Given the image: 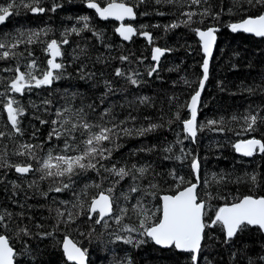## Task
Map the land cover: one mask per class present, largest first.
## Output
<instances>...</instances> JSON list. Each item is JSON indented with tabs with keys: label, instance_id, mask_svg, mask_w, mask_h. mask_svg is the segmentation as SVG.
Returning a JSON list of instances; mask_svg holds the SVG:
<instances>
[{
	"label": "trees",
	"instance_id": "obj_1",
	"mask_svg": "<svg viewBox=\"0 0 264 264\" xmlns=\"http://www.w3.org/2000/svg\"><path fill=\"white\" fill-rule=\"evenodd\" d=\"M8 2L9 0H0V5ZM97 2L103 7L108 0H97ZM123 2L131 6L139 4V0H123ZM189 4L190 0H180L179 3L173 4H156L155 0H146L144 4L135 7L136 19L128 24L140 32L151 33L153 37L151 44H148L142 35H136L129 42L121 41L114 32L116 23L98 20L95 12L87 7V0H40V6L47 9L42 14H33L21 7L18 14L10 16L5 24L0 25V38L16 34L18 31L46 30L47 35L40 37L42 42L28 48L33 53L28 59L35 58L41 68L46 67L48 58L43 42L51 39L60 41L66 31H70L72 27H83L84 21L80 19L81 17L89 18V29L84 30L80 35H68L69 43L62 45L63 61L66 65L62 79L54 82L50 88L32 89L22 96L11 95L19 100L27 111L21 125L25 129L24 139H31L33 126L39 129L36 142L46 139L51 125H41L33 118L34 115H40L47 120L55 119V109L63 106L66 98L75 93L76 106L84 105L86 108L88 104L94 103L97 112L103 108H111L118 119H124L130 113L136 117V120L127 126L133 129L146 127L149 123L163 125L146 135L134 134L117 141L119 148L113 151L111 162L117 163L118 166L124 164L131 166L133 163L149 164L158 173L166 175L170 170L175 169L178 174L191 179L192 172L189 167L191 156H188L183 163L175 158H164L169 155L180 156V149L183 148L185 153L191 152L200 159L203 176L211 178L215 173L230 176L233 180L238 176L245 177L240 183L213 185V190L218 189L219 194L227 196L229 201L244 195L264 196V154L257 152L251 157H241L235 153L233 147L234 144L253 137L264 141V123H259L255 132L245 133L242 129L243 121L237 122L231 119L233 115L243 116L249 112H259L264 116V39L233 33L228 27L250 16L264 14V8L251 7L243 0L241 3H236L235 0H208V3H202L199 9L195 5L190 9ZM53 5L60 7L53 12L51 11ZM204 8H209L213 15L219 13V19H213V15H209L203 18V23H200L201 17L196 16L193 18L196 22L191 26L180 23L175 29H165L166 25L186 19L181 15L182 12L202 11ZM159 12L165 14L159 15ZM209 27L219 28V31L216 33L217 42L210 64L209 78L201 96L198 121L205 123L210 119L219 120L223 117L225 119L223 127L227 130L218 132L205 128L198 132L196 142L193 143L190 138H186L182 125L175 120V112L179 110L182 117H187L186 108L182 106L189 101L201 78L203 51L198 36L192 29L205 30ZM94 32L102 33L103 39H98ZM154 47H160L167 52L159 63L158 71L149 76L148 69L154 65L150 60V51ZM24 48L25 46L21 45L17 51H22ZM82 49L86 54L81 53ZM74 55H78L79 59L74 60ZM121 55L128 56L129 61L122 62L119 59ZM20 59L22 63H27L23 58ZM15 63V60H0V69L14 67ZM81 67L86 77L84 79L81 78ZM116 68L128 73L139 72V85L134 86L126 78L117 77ZM88 73L94 75L87 77ZM13 75L14 73L11 72L0 71V76L5 78L4 83H0V91ZM105 81L111 82L112 92L107 91ZM248 88H252L253 91L250 93L247 91ZM140 97H148V102L140 104ZM1 99L5 98L0 97ZM45 99L52 101L51 106L42 103ZM0 106H3V103H0ZM45 107L48 108L47 111ZM91 118L96 119V116ZM6 123L7 114L0 109V130H6L4 127ZM178 139L183 143H177ZM2 143L9 142H0ZM168 146L173 147L172 153L163 151ZM11 149L12 145L9 144V155L6 159L13 163L23 161L22 157L12 155ZM2 163L3 161L0 160V164ZM245 174L249 176L256 174L257 183L253 185ZM103 175L107 176V173ZM33 178L22 177L13 169L0 167V213L4 210L13 213V225L19 219L18 214L25 213V218L33 217L32 221L25 219L30 227L34 222L44 225L43 229L33 227L34 233L52 231L56 223L55 212H50L49 208L59 205L58 203L54 205L51 197H55L57 201L71 202H75V197L69 190L59 194L50 193V198L44 199L36 188L28 187V181ZM111 180V177L104 180L101 188L110 187ZM13 182L19 187H13ZM93 182L100 183V177L90 172L78 179L77 184L74 185L75 191L80 192L85 184H93ZM48 183L41 182L40 187L46 190ZM128 183L130 181L122 182L123 186L117 188V196L121 191H127ZM100 190L94 186L88 188L87 197H82L85 208L91 197L97 195ZM212 203L218 206L225 201L220 199ZM211 214L210 212L209 215ZM134 219L128 222L133 223ZM92 227L96 228V232L89 238L88 233ZM115 228L116 226L113 225L111 229L105 231L81 216L76 224L67 227L61 225L60 230L55 234V240L52 237L47 239L36 236L31 239L25 237L30 251L18 256L17 259L23 264H70L65 260L58 243L67 235L87 250V264H119L127 258H131L132 264H191L190 254L177 253L174 249L161 250L151 241L139 247L113 241L110 233ZM206 231L211 233L212 238L204 241L200 264H249V259L258 264V258L264 255V235L257 228H249L227 244L223 242L224 234L219 228ZM5 234L12 238L11 243L15 249L23 252V241L16 237L15 232L9 231Z\"/></svg>",
	"mask_w": 264,
	"mask_h": 264
},
{
	"label": "snow or ice",
	"instance_id": "obj_2",
	"mask_svg": "<svg viewBox=\"0 0 264 264\" xmlns=\"http://www.w3.org/2000/svg\"><path fill=\"white\" fill-rule=\"evenodd\" d=\"M146 0H139V4H144ZM180 0H155L156 4L161 3H179ZM241 3V0H235ZM251 7L260 6L264 8V0H243ZM207 4L208 0H190L189 8L195 5L199 9L200 5ZM134 6L127 3L117 2V0H108L106 6L101 7L97 0H87V7L94 9L97 15L103 19L109 18L121 21L116 29L118 35L124 41H130L133 36L142 35L149 44L153 37L147 31L140 32L131 25H125V19H136L137 13ZM182 6V5H181ZM24 8L33 14H42L47 9L40 6V0H9L5 5H0V25L5 24L10 16L18 14L20 8ZM60 5H53L51 11H56ZM231 12V9H229ZM147 14V13H144ZM159 15L165 13L159 12ZM186 17L181 22H173L166 25L165 29H175L183 23L185 26H191L196 21L193 19L200 16V23L203 18L213 15L209 8L202 11L189 10L181 13ZM219 13L213 15V19H219ZM84 21L82 28L72 27L66 31L64 37L58 41L51 39L45 43V54L48 57L46 67L41 68L33 53L28 50L29 46L42 42L41 35H47L44 29L38 31H18L16 34L0 38V60H15L14 67H5L0 69L2 72H11L14 75L7 80L0 97H4L3 110L7 114L6 130H0V142L9 143L0 144V160L3 161L0 167L10 168L22 177H34L28 181L29 188H36L44 199L50 198V193H63L72 191L75 202L68 200H59L51 197L52 203L59 206L49 208V211L55 212V225L52 231L33 232L32 228L43 229L41 223H33L30 227L25 219L32 221L33 217L25 218V213H19V219L13 225L14 214L4 210L0 213V264H23L17 257L28 253L30 246L28 239L33 236L40 239L52 237L55 240V234L60 230V226L76 224L77 220L84 216L92 225H98L105 231L116 228L110 233L113 241H120L133 247H139L153 242L162 248L174 249L181 253L190 254L191 264H200V257L203 250V244L206 239H211V233L207 229L219 228L224 234V243L233 241L238 234L245 232L249 228H257L264 232V196L256 197L253 195H244L235 197L229 201L227 196L219 194V190H213V185L223 183H240L245 177H236L233 180L230 176L224 174H212L211 178L202 175L201 162L198 157L191 152L185 153L181 148L180 156H165V159L183 161L191 156L189 167L191 168L192 178L177 173L175 169L170 170L166 175L156 172L151 165H137L135 163L129 166L124 164L118 166L111 162L113 151L119 148V141L125 136H143L162 127V124L149 123L146 127L141 126L133 129L127 125L134 123L136 117L130 113L124 119H118L111 108H103L97 112V106L92 103L86 108L84 105L76 106L74 101L76 94L66 98L63 106L55 109V119L47 120L40 115H34V119L41 125H51V130L47 133L46 139L36 142L39 129L33 126L31 139L25 140V129L21 126L22 118L27 115L25 107L19 100L15 99L10 93L24 95L26 91L32 89L50 88L54 82L62 79L66 71V65L63 61L62 45H67V38L70 34L80 35L84 30L89 29L88 17H81ZM146 27V26H144ZM233 33L244 32L253 34L256 37L264 38V14L250 16L241 22L232 23L228 26ZM201 42L204 60L202 63V77L199 80L198 88L190 97V101L182 107L187 109V117H182L179 110L175 112V120L178 121L186 133V138H190L193 143L196 142L198 132L208 128L212 131L224 132L227 129L223 127L225 119H210L205 123L198 121V109L201 104V94L205 89V84L209 78V62L213 54V48L216 44V33L219 31L216 27H209L205 30L200 28L192 29ZM98 39H103L102 33H93ZM24 45L22 51H17ZM110 47V46H109ZM165 49L154 47L151 52V59L155 62L148 69V75L152 76L158 71L159 61L165 54ZM27 52V56H25ZM82 54L84 50H81ZM27 61L22 63L21 59ZM59 58V59H58ZM73 59H79L74 55ZM119 59L122 62L129 61V57L121 55ZM142 62V61H141ZM24 69L23 71L21 69ZM81 78H86L83 74V67L80 69ZM93 73H88L91 77ZM117 77H124L134 86L140 83L139 72H125L120 68L115 69ZM5 78L0 76V83H4ZM108 92H112L111 82L105 81ZM250 93L252 88H248ZM148 97H140L139 103L148 102ZM45 106H51L52 101L45 99L42 102ZM37 110H39L37 106ZM48 108L45 107V111ZM96 116V119H92ZM233 121H243L242 129L245 133L255 132L259 123H264V116L259 112L245 114L243 116L233 115ZM171 122V121H170ZM10 126V127H9ZM58 141V144H54ZM182 144V140H177ZM9 144L12 145L11 154L22 157L23 161L13 163L7 160L9 155ZM235 150L243 156L251 157L257 152L264 154V141L255 137L240 141L233 145ZM165 153H172L173 147L168 146L163 149ZM109 161L110 163H105ZM94 172L100 177V183L85 184L80 192H76L74 185L79 178L86 174ZM107 173V176L103 175ZM246 178L253 185L257 183V175L245 174ZM112 178L111 186L102 189L101 184L104 180ZM169 180L171 183H169ZM130 181L127 191H121L116 195L117 188L122 187V182ZM41 182H49L46 190L40 187ZM96 187L101 189L97 195L92 196L85 208L82 197H87L88 188ZM13 187H19L13 182ZM165 189H167L165 191ZM224 200L225 203L218 206L213 205L215 200ZM155 201V203H153ZM71 204V207H69ZM214 209V210H213ZM212 213L209 215V213ZM135 218V219H134ZM129 223L128 221H132ZM14 231L16 237L23 241V252L15 249L11 243V237L6 232ZM96 232L92 227L88 233L91 238ZM125 233L126 235H121ZM84 235V233H81ZM103 235V233H101ZM66 260L70 264H87V250L79 246L78 242L64 236L62 241H58ZM235 257V254H233ZM119 264H132L131 258L119 262ZM249 264H257L249 259ZM258 264H264V255L258 258Z\"/></svg>",
	"mask_w": 264,
	"mask_h": 264
},
{
	"label": "water",
	"instance_id": "obj_3",
	"mask_svg": "<svg viewBox=\"0 0 264 264\" xmlns=\"http://www.w3.org/2000/svg\"><path fill=\"white\" fill-rule=\"evenodd\" d=\"M107 5V4H106ZM105 5V6H106ZM129 6H131V5H129ZM104 7V6H103ZM92 11H94L95 12V10L94 9H91ZM95 14H96V16H97V18H98V20H100V21H107V20H103V19H101L98 15H97V13L95 12ZM109 21H113V22H115L116 23V27H115V30H114V32H115V35L121 40V41H123V42H129V41H124L119 35H118V33L116 32V29L120 26V24H121V21H117V20H115V19H112V18H109L108 19ZM135 20V19H134ZM134 20H131V19H125L124 21H123V23L125 24V25H130V24H128L129 22H133ZM241 22V21H240ZM238 23V22H237ZM219 29V28H218ZM237 33H243L244 35H247V36H251V37H253V38H255V39H262V37H256L255 35H253V34H249V33H244V32H237ZM133 37H135V36H133ZM132 37V38H133ZM217 37V36H216ZM198 39H199V37H198ZM264 39V38H263ZM200 41V40H199ZM146 42L149 44V42L147 41V39H146ZM216 42H217V39H216ZM201 43V42H200ZM215 46H216V44L214 45V48H213V53H214V49H215ZM151 52H152V50L150 51V60H151V62L152 63H154L155 64V62L154 61H152V59H151ZM166 52L167 51H165V54H166ZM165 54H164V56H165ZM164 56H162L161 58H160V61H161V59L164 57ZM212 57H213V54H212ZM212 57L210 58V62H209V71H210V64H211V61H212ZM204 53H203V60H204ZM160 61H159V63H160ZM202 63H203V61H202ZM201 77H202V66H201ZM206 85V84H205ZM197 88H198V86H197ZM202 94H203V92H202ZM202 94H201V96H202ZM189 101H190V99H189ZM188 101V102H189ZM186 111H187V109H186ZM188 113V112H187ZM235 153L238 155V156H241V157H246V156H243L241 153H239V152H237L236 150H235ZM15 172V171H14ZM17 174V173H16ZM18 175V174H17ZM262 234L264 235V232H262ZM152 244L156 247V248H158V249H161V250H167V248H162V247H160V246H158V245H155L153 242H152ZM176 251V250H175ZM63 252V251H62ZM177 253H181V252H179V251H176ZM64 255V254H63ZM64 258H65V260H66V257L64 256ZM67 261V260H66ZM70 263V262H69Z\"/></svg>",
	"mask_w": 264,
	"mask_h": 264
},
{
	"label": "flooded vegetation",
	"instance_id": "obj_4",
	"mask_svg": "<svg viewBox=\"0 0 264 264\" xmlns=\"http://www.w3.org/2000/svg\"><path fill=\"white\" fill-rule=\"evenodd\" d=\"M6 84V83H5ZM4 84V85H5ZM12 94H16V93H10V95H12ZM5 99H1L0 101H4ZM0 109H3V106H0Z\"/></svg>",
	"mask_w": 264,
	"mask_h": 264
}]
</instances>
